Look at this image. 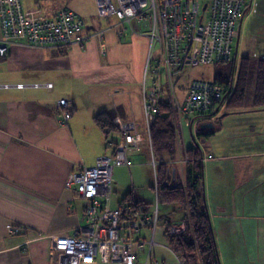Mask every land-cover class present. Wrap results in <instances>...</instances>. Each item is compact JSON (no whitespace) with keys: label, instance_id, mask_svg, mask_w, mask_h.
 I'll use <instances>...</instances> for the list:
<instances>
[{"label":"crops","instance_id":"1","mask_svg":"<svg viewBox=\"0 0 264 264\" xmlns=\"http://www.w3.org/2000/svg\"><path fill=\"white\" fill-rule=\"evenodd\" d=\"M22 4L25 11L48 18H55L62 9L74 11L86 22L83 32L91 36L83 45L74 44L62 51L17 43L0 56V264H120L98 259L82 262L80 255L58 249L56 237L74 236L86 222V208L92 203L66 187L70 173L92 166L98 156H111L115 151L120 132L116 125L114 138L112 131H102L95 120L102 113H108L113 121L117 115L124 120L135 119L142 140L140 148L128 151L129 166L113 168L111 208L135 201L143 216L153 213L155 204L151 206L149 201L151 190L155 192V171L142 103L149 38L142 32L132 33L115 17L93 21L98 16L96 0H22ZM100 30H104L103 35H94ZM244 56L264 57V0H249L240 22L232 91ZM46 82H53V87L34 86ZM61 98L72 103V117L67 123L59 120L57 101ZM251 104L252 98L246 96V107L226 112L222 120H218L220 112L213 120L188 117L194 143L187 145L183 134L177 158L164 156L175 163L173 175L184 182L187 150L193 145L200 147L205 190L207 176L204 200L221 264H264V107L252 108ZM203 124L213 125L204 129L215 132L209 137L197 135L201 147L193 132L197 134ZM231 124L230 138L235 143L223 147L217 137ZM248 135L254 136L243 139ZM208 154L212 158L206 159ZM226 160L231 164L229 176L223 173V178L220 174L215 178L212 168ZM183 217L181 204L159 202L156 243L151 249L152 260H158L155 264H201L198 255L179 256L170 247L168 225L173 234L183 232ZM127 220L130 218L122 224ZM151 222L134 233L135 240L151 238ZM160 223L166 226L168 243L158 239ZM14 226L18 231L13 233L10 227ZM148 250V244L135 246L141 264Z\"/></svg>","mask_w":264,"mask_h":264},{"label":"built area","instance_id":"2","mask_svg":"<svg viewBox=\"0 0 264 264\" xmlns=\"http://www.w3.org/2000/svg\"><path fill=\"white\" fill-rule=\"evenodd\" d=\"M248 2L249 0H96L99 17L116 16L132 33L142 32L149 38L142 103L151 165L155 171L156 202L150 217L143 216L141 212H136L135 216L134 209L125 203L116 208L110 206L113 168L129 166L128 151L142 146L135 119L124 120L117 115L114 123L120 137L114 153L111 156H98L94 165L73 171L67 178L66 187L92 203L86 208V222L78 227L74 236L56 237L58 249L68 254L80 255L81 261L85 263L98 259L106 263L141 264L135 246L148 244L149 250L143 264L158 263V260H152L151 251L156 243L154 235L159 219L160 189L156 170L159 161L154 154L151 127L164 99L172 107L178 137L184 134V126H190L188 117H193V120L215 119L232 93V81L224 84L213 79L193 78L185 88L181 100L177 94V77L187 67L195 64H219L234 60L239 26ZM142 22L149 23L148 31L138 30ZM85 26V20L68 9L61 10L56 18L50 19L25 11L21 0H0V56H5L10 46L17 43L33 48L50 46L61 51L74 44L83 45L91 36L83 32ZM103 33L104 30H100L94 35L101 36ZM17 86L24 87L25 84ZM34 86L51 89L53 82L34 83ZM71 105L67 98L58 99L59 120L62 123H67L72 117ZM212 156L208 154L205 158ZM127 218L130 220L122 224V220ZM148 221L153 223L151 238L145 241L135 240L134 233ZM10 231L17 232L18 228L10 227Z\"/></svg>","mask_w":264,"mask_h":264},{"label":"trees","instance_id":"3","mask_svg":"<svg viewBox=\"0 0 264 264\" xmlns=\"http://www.w3.org/2000/svg\"><path fill=\"white\" fill-rule=\"evenodd\" d=\"M114 17L117 18L116 16ZM233 61L225 63L226 68L218 69L213 80L229 84L234 75ZM253 71L254 73L256 72V85L251 105L252 108L264 107V57L252 59L244 56L238 66L235 87L224 106L225 111L220 112L222 113L221 116L226 112L229 113L246 107L249 79L250 75L252 77ZM147 83L149 84V82ZM183 88H187V86ZM95 120L105 133L116 129L115 123L108 113L97 115ZM197 131V135L203 137H209L215 132L214 129L211 131L204 129L202 126H199ZM177 135L172 107L164 99L160 103V112L151 127L154 154L159 161L157 168L158 183L160 185L159 202L166 206L174 203L181 204L184 210L182 220L186 226L183 232L173 234L170 230L171 225H168L166 235L170 247L179 256L196 257L198 255L201 264H221L210 214L204 200L205 167L200 159L202 154L200 147L193 145L187 150L184 182L179 180L177 174L173 175L175 163L164 159L165 155H169L172 160L177 158L178 144L180 142V138ZM167 182L169 185H166ZM126 205L134 209V214L140 212L138 210L140 207L139 202L133 201Z\"/></svg>","mask_w":264,"mask_h":264},{"label":"rangeland","instance_id":"4","mask_svg":"<svg viewBox=\"0 0 264 264\" xmlns=\"http://www.w3.org/2000/svg\"><path fill=\"white\" fill-rule=\"evenodd\" d=\"M98 15V14H97ZM206 16H207V13H206ZM101 18V17H100ZM99 16L95 17L93 19V21L95 20H99L100 19ZM106 18H101L102 21H105ZM88 21V20H87ZM150 29V26H149V23L148 22H142L139 26H138V30L140 31H148ZM225 63H219V64H207V65H198V64H195L193 66H189L185 69V71L180 75L178 76V82H177V94L179 95L180 99L183 100V97H184V94H185V91L186 89L183 88L185 86H187L189 84V82L193 79V78H196V77H203V78H211L213 79V77L215 76L216 74V71L218 69H222V68H226L225 67ZM256 72L253 73L252 77L250 75V79H249V86H248V90H247V98L250 96V98L253 99V95H254V90H255V85H256ZM148 81H150V78L148 79ZM225 110V108H224ZM222 114V113H221ZM144 118V117H143ZM219 119L218 120H222L223 118H221V115H219L218 117ZM229 120H226V123L228 122ZM236 120L233 119L232 121V124L235 122ZM232 124H231V127L229 128V126L227 125V129L225 131H223V133H220V137H217L219 138V143L223 146V147H228L230 148L231 147V144L235 143V141L233 142L230 138V135L232 133ZM246 129V128H245ZM196 130H194V136L196 137V141L198 142V144L201 145V147H203V144L202 142L199 140V137L197 136ZM116 131L113 130L111 132V137H115V134ZM191 130H190V127H187V126H184V134H185V141L187 143V145H190L193 142V138H192V135H191ZM254 135H248V136H244L243 139H248V138H252ZM213 144L214 146L216 145V140L214 139L213 140ZM182 145H183V142H182ZM182 147V146H181ZM205 150V149H204ZM216 151V149H215ZM152 166V165H151ZM151 168V167H150ZM153 168V167H152ZM230 169H231V164L229 161H224L222 164L218 165L217 167H213L212 168V173L213 175L215 176V178H218V175L220 174V176H222L223 178V173H226V176H229L230 174ZM152 171V169H151ZM153 176V175H152ZM206 190H207V176H206ZM206 190L204 188V193H205V198L207 197L206 196ZM151 200L149 201L150 202V205L152 206V204L154 205L155 202H156V194L155 192L153 191V189L151 190ZM207 203V202H206ZM155 207V205H154ZM167 211V210H165ZM159 233H158V239L163 241V243H168V241L166 240V237L164 236V231L166 230V226L163 224V223H160L159 224Z\"/></svg>","mask_w":264,"mask_h":264},{"label":"water","instance_id":"5","mask_svg":"<svg viewBox=\"0 0 264 264\" xmlns=\"http://www.w3.org/2000/svg\"><path fill=\"white\" fill-rule=\"evenodd\" d=\"M209 126H210V127H213V125H211V124H203L202 127H203V128H207V127H209ZM166 185H169V183L167 182Z\"/></svg>","mask_w":264,"mask_h":264}]
</instances>
